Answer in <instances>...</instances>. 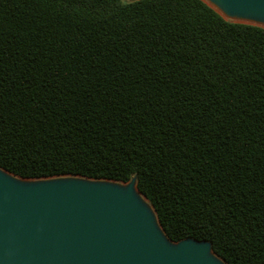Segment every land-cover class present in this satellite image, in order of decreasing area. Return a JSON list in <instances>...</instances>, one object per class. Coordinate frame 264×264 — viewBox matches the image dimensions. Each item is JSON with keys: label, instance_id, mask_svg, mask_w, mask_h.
I'll use <instances>...</instances> for the list:
<instances>
[{"label": "trees", "instance_id": "16d2710c", "mask_svg": "<svg viewBox=\"0 0 264 264\" xmlns=\"http://www.w3.org/2000/svg\"><path fill=\"white\" fill-rule=\"evenodd\" d=\"M0 168L136 178L172 241L264 264V28L203 0H0Z\"/></svg>", "mask_w": 264, "mask_h": 264}, {"label": "water", "instance_id": "95a60500", "mask_svg": "<svg viewBox=\"0 0 264 264\" xmlns=\"http://www.w3.org/2000/svg\"><path fill=\"white\" fill-rule=\"evenodd\" d=\"M203 1L228 21L264 28V0ZM0 264L227 263L209 241H172L136 178L27 179L0 168Z\"/></svg>", "mask_w": 264, "mask_h": 264}, {"label": "rangeland", "instance_id": "374dc122", "mask_svg": "<svg viewBox=\"0 0 264 264\" xmlns=\"http://www.w3.org/2000/svg\"><path fill=\"white\" fill-rule=\"evenodd\" d=\"M125 1H129V0H125Z\"/></svg>", "mask_w": 264, "mask_h": 264}]
</instances>
